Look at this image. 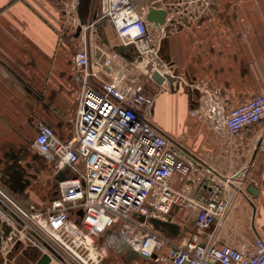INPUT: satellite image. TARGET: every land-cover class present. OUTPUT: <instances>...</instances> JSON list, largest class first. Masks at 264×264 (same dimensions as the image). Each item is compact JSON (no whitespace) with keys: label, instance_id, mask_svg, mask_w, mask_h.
<instances>
[{"label":"crops","instance_id":"1","mask_svg":"<svg viewBox=\"0 0 264 264\" xmlns=\"http://www.w3.org/2000/svg\"><path fill=\"white\" fill-rule=\"evenodd\" d=\"M132 1L139 12L161 2L176 20L161 30L149 24V37L136 44L145 53L158 49L162 67L176 77L175 88L159 86L152 112L161 131L194 161L189 178L175 177L174 187L201 195V178L214 177L230 201L226 216L203 231L195 209L175 210L173 221L182 228L177 239L199 234L204 244L249 249L257 237L264 240V120L231 135L208 115L214 103L228 113L264 94V0ZM92 16L93 0H0V182L24 206H42L56 195L52 168L35 139L39 122L63 139L70 136L81 90L73 55L88 49L96 82L148 81L136 58L96 65L97 46L112 53L121 44L108 21ZM7 236L0 223V264H32L34 249L15 247Z\"/></svg>","mask_w":264,"mask_h":264},{"label":"built area","instance_id":"2","mask_svg":"<svg viewBox=\"0 0 264 264\" xmlns=\"http://www.w3.org/2000/svg\"><path fill=\"white\" fill-rule=\"evenodd\" d=\"M146 16L132 0H100L98 20L113 26L121 45L149 37ZM173 20L168 17L167 23ZM96 51V65L101 68L122 59L118 52L107 53L102 46ZM137 59L145 64L147 82H96L88 49L73 55L81 90L70 136L63 139L51 126L39 122L35 139L53 175L66 169L69 173L65 180L56 181V195L42 206L22 205L0 182V223L10 229L8 240L15 247L26 245L48 254L57 264H103L110 252L125 261L131 251L148 260L157 255L154 260L158 261L164 248L172 264H264L260 237L251 248L238 249L216 242L204 244L199 234L182 240L170 238L150 223V218L166 220L178 206L195 209L198 229L203 231L213 220L226 216L230 201L224 185L214 177L201 178V195L174 187L175 177L182 182L189 178L194 161L152 119L156 99L163 91L159 86L168 85L166 81L157 83L152 73L173 74L162 67L158 49L142 52ZM149 65L152 71L147 69ZM208 118L237 135L264 120V94L228 113L214 103Z\"/></svg>","mask_w":264,"mask_h":264},{"label":"water","instance_id":"3","mask_svg":"<svg viewBox=\"0 0 264 264\" xmlns=\"http://www.w3.org/2000/svg\"><path fill=\"white\" fill-rule=\"evenodd\" d=\"M172 10H173V8L168 9V6L166 8H162L161 2L155 3V5L152 8H150L147 12V16H146L147 22L149 24H153L154 27L158 30L159 29L161 30L167 24H174L175 20L167 23V18L169 17ZM92 19L94 21H96L98 19V10L96 9V0H93V16H92ZM80 30H81V28H80ZM80 30H79V32H80ZM115 51L118 52L122 57H124L126 59H131V58L137 59V58H140L141 54H142V51L137 47L136 44L118 45L115 47ZM147 69L149 71H152V66L149 65L147 67ZM152 79L155 80L159 84H162L166 81V82H168L169 85L173 86L176 83L175 75H170V74L162 75L158 70L153 71ZM176 87L179 88V85H176ZM68 173H69L68 169L61 171L57 176H55V180L56 181L65 180L67 178ZM250 190L253 193L257 192L256 188L252 185L250 186ZM178 209H179L178 206L174 207V209L172 210V213L165 217L166 220H161L158 218H150L149 221L157 231L167 235L170 238H177L178 236L181 235L182 228L179 224H177L173 221V215L172 214L175 210H178ZM79 215L83 216L82 211L79 212ZM141 220L143 221L144 218H141ZM3 227L5 229L6 236H7L10 232V229L7 228L5 224H3ZM143 257L145 259H148L145 256H143ZM139 258H141V256L138 253H136L134 251L130 252L129 259L138 260ZM152 258L156 259L157 255H153ZM29 261L32 264H57L56 262H52V260L48 254H42L39 250H37V256L35 258L30 257ZM6 264H12V262L9 260ZM13 264H21V263L16 262Z\"/></svg>","mask_w":264,"mask_h":264},{"label":"rangeland","instance_id":"4","mask_svg":"<svg viewBox=\"0 0 264 264\" xmlns=\"http://www.w3.org/2000/svg\"><path fill=\"white\" fill-rule=\"evenodd\" d=\"M116 38H117V40H118V42L120 43V39L118 38V36L116 35ZM136 65L137 66H140L141 68H143V70H145L146 68H145V64H144V62H142L141 60L139 61V59L137 60V63H136ZM147 76H149V74L147 75ZM146 76L143 74L142 75V79L143 78H145ZM122 81H125V82H129V80L127 79V80H122ZM206 124H208V123H205V125ZM187 136H186V134L185 135H183V136H181V138H182V140L185 142V143H187V145L189 144L188 143V140H187V138H186ZM190 145V144H189ZM191 146L194 148L195 146H194V144L192 143L191 144ZM167 252H168V249L167 248H164L163 249V251L161 252V261L163 262H158V261H155L154 259H150V260H148V261H144V264H172L171 262H170V260L166 257V255H167ZM113 254H115L114 252H110L109 253V255H108V257L106 258V260H105V262L103 263V264H109V261H108V259L109 260H112L111 262H110V264H123V260H122V258L121 257H119V258H116V257H118V256H116V255H113ZM117 259V260H116ZM108 261V262H107Z\"/></svg>","mask_w":264,"mask_h":264},{"label":"flooded vegetation","instance_id":"5","mask_svg":"<svg viewBox=\"0 0 264 264\" xmlns=\"http://www.w3.org/2000/svg\"><path fill=\"white\" fill-rule=\"evenodd\" d=\"M32 253L33 254H31V258H35L37 256V250H34ZM145 260L148 261V259H142V258H139L138 260H131L129 259V255H126L124 264H139V263H143Z\"/></svg>","mask_w":264,"mask_h":264}]
</instances>
